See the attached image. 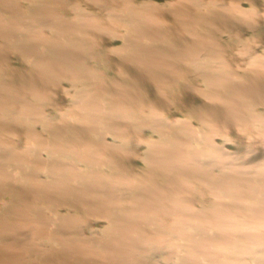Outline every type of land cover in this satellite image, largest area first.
Masks as SVG:
<instances>
[{
    "label": "water",
    "instance_id": "obj_1",
    "mask_svg": "<svg viewBox=\"0 0 264 264\" xmlns=\"http://www.w3.org/2000/svg\"><path fill=\"white\" fill-rule=\"evenodd\" d=\"M0 264H264V0H0Z\"/></svg>",
    "mask_w": 264,
    "mask_h": 264
}]
</instances>
